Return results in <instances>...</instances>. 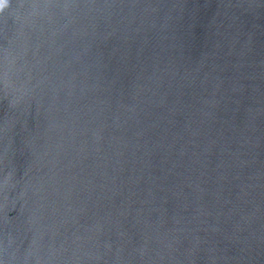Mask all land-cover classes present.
<instances>
[{"label":"water","instance_id":"obj_1","mask_svg":"<svg viewBox=\"0 0 264 264\" xmlns=\"http://www.w3.org/2000/svg\"><path fill=\"white\" fill-rule=\"evenodd\" d=\"M0 264H264V0H6Z\"/></svg>","mask_w":264,"mask_h":264},{"label":"clouds","instance_id":"obj_2","mask_svg":"<svg viewBox=\"0 0 264 264\" xmlns=\"http://www.w3.org/2000/svg\"><path fill=\"white\" fill-rule=\"evenodd\" d=\"M5 2L6 0H0V11H2L3 8L5 7Z\"/></svg>","mask_w":264,"mask_h":264}]
</instances>
